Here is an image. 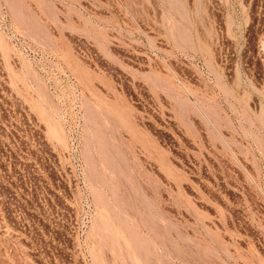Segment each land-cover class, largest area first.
Wrapping results in <instances>:
<instances>
[{"label": "rangeland", "instance_id": "rangeland-1", "mask_svg": "<svg viewBox=\"0 0 264 264\" xmlns=\"http://www.w3.org/2000/svg\"><path fill=\"white\" fill-rule=\"evenodd\" d=\"M0 264H264V0H0Z\"/></svg>", "mask_w": 264, "mask_h": 264}]
</instances>
